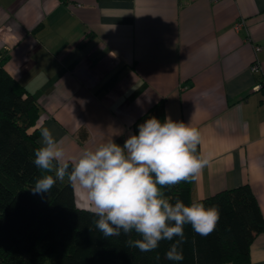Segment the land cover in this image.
<instances>
[{
  "label": "crops",
  "instance_id": "1",
  "mask_svg": "<svg viewBox=\"0 0 264 264\" xmlns=\"http://www.w3.org/2000/svg\"><path fill=\"white\" fill-rule=\"evenodd\" d=\"M72 1L0 0V59L37 99L39 131L67 156L122 146L164 101L166 116L201 132L210 159L192 199L247 184L264 216V0ZM248 264H264V232Z\"/></svg>",
  "mask_w": 264,
  "mask_h": 264
},
{
  "label": "trees",
  "instance_id": "2",
  "mask_svg": "<svg viewBox=\"0 0 264 264\" xmlns=\"http://www.w3.org/2000/svg\"><path fill=\"white\" fill-rule=\"evenodd\" d=\"M155 116L163 122L164 101L141 115L138 125ZM41 110L37 99L3 67L0 59V264H248L250 247L264 232V216L249 185L244 184L201 200L217 205L220 221L207 237L185 226L184 259L166 260L170 241L151 252L130 248L128 237H103L97 217L76 204L74 186L67 176L49 193L33 194L35 181L45 174L33 164L40 147ZM198 151L201 153L199 145ZM172 202L189 204L192 181L164 188ZM133 239H139L134 232ZM159 257V259L157 258Z\"/></svg>",
  "mask_w": 264,
  "mask_h": 264
},
{
  "label": "clouds",
  "instance_id": "3",
  "mask_svg": "<svg viewBox=\"0 0 264 264\" xmlns=\"http://www.w3.org/2000/svg\"><path fill=\"white\" fill-rule=\"evenodd\" d=\"M40 147L34 150L33 164L44 173L31 188L33 194L49 193L67 176L86 196L87 210L94 214L96 229L103 237H128L130 248L151 252L161 241H170L165 259L183 261L185 226L207 237L220 221L217 205L201 200L173 203L163 191L181 182L198 178L210 159L198 151L201 132L190 123L155 116L138 125L121 146L113 140L67 156L48 127L40 131ZM135 233L139 239H133ZM159 259V257H157Z\"/></svg>",
  "mask_w": 264,
  "mask_h": 264
},
{
  "label": "built area",
  "instance_id": "4",
  "mask_svg": "<svg viewBox=\"0 0 264 264\" xmlns=\"http://www.w3.org/2000/svg\"><path fill=\"white\" fill-rule=\"evenodd\" d=\"M64 1H66L68 4H72V0H64ZM212 1H214V2H218V1H220V0H212ZM244 26V22L243 21H239L237 24H236V28L237 29H240V28H242ZM255 49H256V52L258 53V52H260L261 50H262V48L260 47V46H256L255 47ZM252 71L255 73V74H259L260 72H261V65H260V63L258 62V60H256V62L252 65ZM261 86L263 85V83L262 84H260Z\"/></svg>",
  "mask_w": 264,
  "mask_h": 264
}]
</instances>
